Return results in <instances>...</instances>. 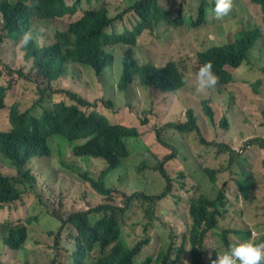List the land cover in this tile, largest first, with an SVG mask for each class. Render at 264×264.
I'll list each match as a JSON object with an SVG mask.
<instances>
[{
	"label": "trees",
	"instance_id": "obj_1",
	"mask_svg": "<svg viewBox=\"0 0 264 264\" xmlns=\"http://www.w3.org/2000/svg\"><path fill=\"white\" fill-rule=\"evenodd\" d=\"M56 1L0 0V89L29 77L38 81L49 75L58 77L65 61L71 58L92 67L104 94L98 101L122 112L129 124L112 137L101 130L102 150L98 154L102 156L93 160L75 157L69 141L74 133L88 129L83 108L89 102L79 93L42 84L40 101L49 95L48 89L61 99L41 116L27 112L15 117L11 128L0 130V172L6 174L0 178V208L20 203L26 211L23 223L0 220V245L11 247L18 255L29 253L39 242L28 234V217L46 212L44 221L54 227L56 238L77 242L79 264H117L122 248L136 242L138 231L145 234L138 247L149 243L148 229L159 226L170 229L175 239H182L175 233L182 219L173 222L154 217L153 203L166 192H179L195 216L193 227L205 225L212 229L224 246L229 238L220 224L236 222L248 227L260 219L264 226V186L256 195L261 205L250 204V198L240 204L237 194L248 175L253 176L257 187L254 173H264V119L236 121L238 134L251 126L258 132L253 142L241 144L221 130L223 123L219 125L210 104L245 96V106L253 105L257 108L255 114H264L257 89L261 79L247 53L264 37V14L258 13L254 1L248 4L259 14L255 19L236 14L234 20L228 15L208 20L207 12L214 0H179L197 3L201 8L198 19L156 33L151 27L145 30V20L154 14L159 0H108L103 9L93 11L82 22L52 18L51 8ZM237 1L232 0V4ZM134 8L139 10L140 18L126 20L125 12ZM167 11L178 16L182 9L169 7ZM26 31H31L34 39L23 45L21 36ZM209 33L213 38H208ZM196 39L205 46L203 53L196 52ZM178 40L187 41L189 48H182ZM206 62H211L217 82L213 88L197 92L196 72ZM110 93L121 96L118 104L106 98ZM189 101L203 107L207 125L220 133L224 158L221 167L214 151L215 133L206 134L201 123L203 115L187 107ZM165 129L180 132L188 144L187 153L171 147L162 136ZM17 151L21 154L13 159ZM28 154L35 158L34 172L39 177L22 170ZM183 160H187L186 173L171 178L167 165ZM116 165L123 166L124 178L129 181L127 191L125 185L119 189L124 195L120 204L104 186L106 173ZM200 173L214 181L213 195L200 190ZM73 183L82 198L69 206L66 194ZM192 189L199 191L192 195ZM128 202L144 208L148 221L129 223L131 213L125 207ZM87 206L89 210L85 211ZM97 214L101 218L92 223L90 215ZM2 258L0 252V264ZM144 264H164V259L155 253Z\"/></svg>",
	"mask_w": 264,
	"mask_h": 264
},
{
	"label": "clouds",
	"instance_id": "obj_2",
	"mask_svg": "<svg viewBox=\"0 0 264 264\" xmlns=\"http://www.w3.org/2000/svg\"><path fill=\"white\" fill-rule=\"evenodd\" d=\"M208 1L210 2L211 0ZM251 1H254L258 13L263 15L264 0H238L235 3H250ZM108 2V0H57L51 8V17L64 22H82L87 16L91 15L93 11L97 12L103 9ZM169 7H176L177 9H182V11L178 16H175V13L170 14L167 11ZM231 9L232 0H214L212 6L208 9L206 19H223L230 13ZM200 13L201 8L196 2L159 0L157 6L154 8V14L148 16L145 20V30H147L148 27H151V30L156 33L163 31L166 27H174L179 24L186 26L188 20H197ZM125 18L126 20L131 18L133 21H136L140 18L139 10L134 8L125 12ZM97 25H100V20ZM128 26H131L129 22ZM39 31L43 32L44 30L41 28ZM187 38L192 39L190 37ZM208 38H213V34L209 33ZM33 39V33L31 31H26L21 36V43L27 45ZM187 43V41H182L180 46L182 48H189ZM193 43L196 45L197 53H203L205 51L206 48L202 45L199 39H196ZM68 60L71 62L83 63L68 58L64 63L65 66L63 72L58 77L49 75L46 79L41 81L29 77L12 84L10 87L0 89V109L11 110V120L15 117L22 116L27 112H31L36 116H41L45 109L53 107L55 102L61 99L58 95L52 94L51 90L48 89L47 93L49 95L45 97L44 100L40 101L42 97V84L45 83L55 89L64 88L79 93L89 102V104L83 108L89 127L84 131L74 133L69 143L71 145L72 154L75 157L93 160L99 156L98 153L102 150L100 143L101 130L104 129L108 132V136L112 137L122 129L121 127L128 125L129 123L122 112L98 101V98L102 97L104 94L95 98L94 101H91L78 91L61 86H53L52 80L59 78L65 72L66 62ZM261 70L264 72V66L261 67ZM216 82L217 76L213 72L211 62H206L201 65L195 76V90L197 92H203L207 88H213ZM105 96L109 101L116 104L122 99L120 95L116 96L112 93L106 94ZM50 100H52V104L47 105L46 102ZM223 102L224 101H217L214 103ZM214 103H210L212 107ZM38 105H40L43 110L41 113L35 114L33 107ZM185 105L187 107H193L199 115L207 116V114L203 112V107H201L200 111H197L195 106L189 105L188 103H185ZM123 108H128V104H125ZM221 122L223 123L221 130L230 134L241 144L253 142L258 134L256 128H254V135L252 127H250L244 134H238L236 132V121L228 122L226 114H223L222 118L219 120V125H221ZM9 127L10 126L8 125L2 124V117L0 116V130H7ZM219 134L220 133L218 132L217 134L215 133L214 151L218 155L216 161L221 167L222 163L224 164V158L223 154L220 152L222 143ZM171 147L178 148L181 152L187 153L188 144L184 150L172 143ZM187 160L167 165L169 176L171 178L181 177L186 173L184 166ZM124 174L125 170L123 166L116 165L110 168L104 177L105 188L116 200L117 197L123 199L124 196L119 192V189L124 187ZM254 175L257 177V187H254L253 176L248 175L237 190L239 198L243 196L244 199H253L254 191L256 192V195L261 192L262 187L264 186V173L255 172ZM4 177H6V174L0 172V178ZM197 177V183L200 190L202 189L210 196L213 195L215 192L214 181H211L209 176L203 173H200ZM202 178H207L210 182L208 184H202ZM125 190L127 191V186L125 187ZM198 191V189H192V195ZM125 207H127V212L131 213L129 223H144L148 221L144 208L133 206L129 202L125 204ZM135 207L142 210V215L135 217L137 213ZM153 207L155 209L154 217L159 215L158 218L164 217L173 222H177L179 219L183 220V223L178 226L175 231V233L179 234L182 239H175L173 232L170 229L159 226L148 229L149 243L138 247L136 244L140 241L141 237L145 235L143 232L138 231L136 242L125 245L122 248L121 256L118 259L117 264H144L148 256L155 255V253H160L164 259V264H264V240L262 235L264 231H261L255 223H251L248 227H243L236 222L230 225L219 223L220 225H218L228 233L229 244L224 246L221 243L219 236L212 229L205 225L195 228L193 227L195 216L190 210L188 202L181 197L179 192H166L158 202L153 203ZM84 210L88 211L89 206H87V209L85 207ZM45 213L46 212H39L37 215L32 214L28 217L26 222L28 234L32 239L39 243L31 248V251L24 256L18 255V253H16L11 247L0 248V252L3 253L2 264H79L77 242L62 238V236L56 238L54 227L44 221V217L47 215ZM96 217L98 218L93 221ZM100 218L101 214L90 215V221L92 223L97 222ZM249 239H254L256 242L249 241ZM72 244L74 245V248H72ZM11 253L16 257L15 260L10 259ZM215 255H217V258L212 262Z\"/></svg>",
	"mask_w": 264,
	"mask_h": 264
},
{
	"label": "rangeland",
	"instance_id": "obj_3",
	"mask_svg": "<svg viewBox=\"0 0 264 264\" xmlns=\"http://www.w3.org/2000/svg\"><path fill=\"white\" fill-rule=\"evenodd\" d=\"M236 14H239V16H246L252 19H255L259 15L254 12V10L250 7V4L248 3L232 4V9L230 13L228 14L229 19L234 20ZM117 15L118 14H116L114 17H116ZM247 53L251 57V60H252L251 66L255 69L256 76L259 77L258 79H261L260 83L258 84L257 89H258V96L260 97V101H262V104H264V72L263 70H261V67L264 66V37L259 38L254 43V45L248 49ZM193 61H195V59ZM52 84L53 86H56V87L61 86V87H65V88L78 91L91 101H94L95 98H97L98 96L102 94L101 86L97 80L95 71L92 69V67L87 66L83 63L71 62L70 60L66 62L65 72L59 78L53 79ZM135 88L137 90V85H135ZM253 93L254 91H252L249 94V96L251 97ZM229 96L230 94L228 92L227 98ZM244 98L245 96H243L242 99L232 100L231 102H228L227 100V101H224L223 103H214L213 107L215 109V118L217 120H220L223 114H226L228 117V122L230 121H249V120L262 121L264 119V114L262 115L255 114L254 111L257 108H254L253 105L245 106ZM255 103L258 104V102L256 101ZM46 104L51 105L52 100L46 102ZM188 104L195 106L197 111L201 110V106L195 102L189 101ZM258 107H259V110L262 111L261 107L260 106ZM42 110L43 108L40 105L33 107V111L35 114L41 113ZM11 113H12L11 110H1L0 109V116L2 117L3 125L11 126V122H12ZM201 123L205 126V132L207 135L210 136L211 134L215 133L213 126L207 125L208 124L207 116L204 115L201 118ZM246 124H249V123H246ZM252 130L254 131L253 127H252ZM254 135H255V131H254ZM162 136L166 141L174 144L180 149L184 150L186 148V145H187L186 140L180 134L179 131L174 130V129H165L163 131ZM20 154H21V151H17L14 154L13 159H15ZM34 161H35V158L31 154H28L27 156L24 157V163H23L22 170L23 172H28L31 177L37 176V174L34 172ZM209 182L210 180L207 178L201 179L202 184H208ZM66 196H67V200L70 206V205L75 204L76 200L78 201L81 200L82 193L81 191L78 190L77 186L73 183V185L68 187V193L66 194ZM259 196H261V194ZM243 200H244V197L241 196L240 204H243ZM121 201H124V199H122L121 197H117V204H120ZM250 204H255V205L262 204V201L256 199L255 191L253 192V199L250 202ZM135 209L137 210L135 217H137L138 215H142L141 209H137V207H135ZM25 214H26L25 206L20 203H14L12 205L0 208V220L1 221L11 220L15 222L16 224L23 223L21 218H23ZM97 218L98 217L94 218L93 221L96 220ZM254 223L260 228L261 231H264L262 220L260 219L255 220ZM27 246L31 248L29 244ZM0 248L3 249V246L0 245ZM10 259L15 260L16 257L13 256L11 253Z\"/></svg>",
	"mask_w": 264,
	"mask_h": 264
},
{
	"label": "water",
	"instance_id": "obj_4",
	"mask_svg": "<svg viewBox=\"0 0 264 264\" xmlns=\"http://www.w3.org/2000/svg\"><path fill=\"white\" fill-rule=\"evenodd\" d=\"M165 30H169L168 27H166ZM178 44L180 45V44H181V41L178 40ZM123 184H124L125 186H127V185H129V181H128L127 179L124 178V179H123ZM216 258H217V255H215V256L213 257L212 262H213V260H215Z\"/></svg>",
	"mask_w": 264,
	"mask_h": 264
}]
</instances>
